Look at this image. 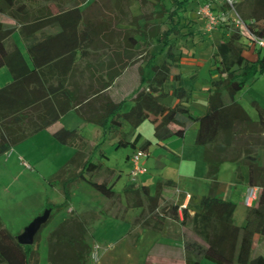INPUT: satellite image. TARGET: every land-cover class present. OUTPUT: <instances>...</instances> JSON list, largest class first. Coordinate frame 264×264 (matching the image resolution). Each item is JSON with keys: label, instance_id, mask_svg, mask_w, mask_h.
<instances>
[{"label": "trees", "instance_id": "16d2710c", "mask_svg": "<svg viewBox=\"0 0 264 264\" xmlns=\"http://www.w3.org/2000/svg\"><path fill=\"white\" fill-rule=\"evenodd\" d=\"M170 3L168 7L165 0H0V14L14 23L9 26L0 21V68H8L13 76V81L0 89V157L46 130L71 110H76L85 122L119 137L117 147L131 145L135 149L142 139L141 134L136 133L137 129L148 120L155 126L154 137L158 143L177 134L183 136L185 130L197 122L195 144L204 148L206 178L212 181V188L210 194L202 197L200 209L193 216L188 208L183 209L182 224L193 235L184 243L186 264H201L203 260L216 264H264V256L252 258L255 236L259 235L264 242V164L259 159L264 148V108L256 101L252 103L258 113L255 121L236 100V95L248 84L264 75L262 49L258 51L257 61L248 60L244 56L246 38L241 30L230 25L219 27L225 28L229 35L224 36L215 48L217 77L209 88V108L204 115L193 116L190 109L192 90L167 88L169 83L180 82L182 78V52L172 41L182 34V29L191 27V23L183 24V14L191 0H170ZM136 4L138 15L132 11ZM82 6H85L84 10ZM237 6L250 31L264 37V0H253L252 7L246 12L241 9L242 3ZM92 9H105L106 16L90 14ZM50 27L60 28L59 33L35 43V34ZM105 28L108 30L106 35L103 33ZM17 32L27 45L33 68L13 42L12 37ZM116 37L121 39V50L127 59L123 69L130 62L141 60L145 63L140 69V85L133 96L114 101L103 93L119 71L108 81L96 78L91 83L90 93L79 98L70 93L63 80L54 84L47 77L57 67L53 63L56 59L59 62L66 60L59 58L66 54L65 46L56 49L53 55L45 52L56 42L73 44V48H68L70 62L77 60L79 52L81 58L88 55L98 59L104 50L101 42ZM152 42L162 47L159 52L150 53L148 49ZM114 50L118 49H109ZM163 51H167V55L159 63L158 57ZM109 62L111 69L112 59ZM146 69L153 73L151 78L147 77ZM128 101L133 105L125 111ZM125 123L131 127L135 141L124 138ZM54 138L76 151L50 182L60 186L64 202L53 204L47 200L44 208L51 210L50 218L31 246L22 245L18 236L0 219V264H39L40 251L36 248L39 233L52 219L54 211L68 209L75 183L84 181L108 199L121 197L111 183L94 179L104 166L93 162L92 155L98 146H94L79 129H61ZM152 145V141L146 140L139 149L149 151ZM224 163L236 164L240 179H243L242 167H248L249 185L261 188L257 204L247 208L241 226L235 220L237 204L216 196L218 176ZM171 185L172 181L168 180L158 182L154 190L137 183L125 186V210H142L135 220L136 225L164 233L168 219H180V205L166 201L164 196V191ZM88 233L87 224L81 220L68 218L61 222L48 238L49 264H88L93 252V246L87 241Z\"/></svg>", "mask_w": 264, "mask_h": 264}, {"label": "crops", "instance_id": "0c3cea01", "mask_svg": "<svg viewBox=\"0 0 264 264\" xmlns=\"http://www.w3.org/2000/svg\"><path fill=\"white\" fill-rule=\"evenodd\" d=\"M192 1L195 0H191V2ZM196 2L198 4H202L204 0H196ZM89 3H91V1ZM82 9L84 10L85 6H82ZM54 12H56V9H54ZM106 12L107 11L105 9H92L90 11V14L106 16ZM134 14L138 15L139 13ZM193 20L199 21L198 18H194ZM4 23L9 26H14V23L9 19L7 22ZM119 28H122V26H120ZM184 29H187L188 31L184 32ZM184 29L181 30V33L185 35L190 32L195 35L198 32V29H191V27ZM201 30L205 32L204 24ZM59 31L60 28L58 27H50L44 29L42 33L37 32L35 34V43H38L40 41L44 42L46 41L47 37L56 35L57 33H59ZM106 31L108 30L105 28L103 32L104 35H106ZM225 33H223L222 30L219 31V29H216L215 31L210 33L211 35L208 36V38L210 37V40L207 39V41L197 40V36L194 35H192L194 37L189 40H179L176 43H173L172 41V43L182 52L180 68L182 78L180 82L169 83L167 85V88L174 89L176 87H184L183 83L186 81L185 78H191L193 80L192 86L190 88L192 89L190 109L193 116L204 115L208 111L209 88L211 87V81L217 77L215 74L216 65L214 60L215 48L221 42L224 36L229 35L227 32ZM12 38L13 42L20 48L30 68H33V64L28 53L27 45L23 41L19 33H15ZM100 45L104 47V50L101 51L102 55L98 57V59H92L88 55L81 58L79 54L81 52H79L77 60L74 59L69 62L68 48H73V44L71 43L69 46L68 41H66L65 44L56 42L53 48L49 47L48 50L45 49V52L53 55L56 53V49L65 46V48L67 49L66 54L59 58L60 60L63 58H65L66 60L65 62L62 60L59 62V60L56 59V62L53 63L57 64V67L53 71H50L47 77L52 80L54 84H58L59 79L63 80L64 86L68 87V90L71 91L70 93L79 98L90 93L91 83L96 78L100 79L101 81H108L117 71H119L117 78H115L111 86L106 89L103 93L108 95L114 101H121L123 99L133 96L134 92L140 85V69L142 67H145V63L141 60L133 64H131L132 62H130L129 66L123 69V65L125 61H127V59L124 58L123 50H121L123 48V43L121 39H119V37L114 38L112 41L103 40ZM151 47L148 49L150 53L159 52L161 50L160 49L159 51H155ZM110 48L118 50L109 51ZM263 50L264 49L261 50V56L264 55V52H262ZM258 51L259 50L253 51L250 49H246L244 52V56L250 61H257L260 57V52ZM71 52L73 53V51ZM166 55L167 51H163L161 54H159L158 62L162 63ZM139 58H141V55L138 56V59ZM160 58L162 59L160 60ZM111 59V64H113V68L110 69L108 65L110 64L109 61ZM92 63L95 66L97 65L96 68L92 67ZM146 75L147 77L151 78L153 76V73L150 70L146 69ZM262 78H264V75L259 77L251 85H256L261 81ZM12 81L13 76L10 70L6 67L0 68V89L6 86L7 84L11 83ZM236 100L243 106V104L238 99V94L236 95ZM256 102H258V104L262 108H264V104H262L258 100H256ZM246 110L253 120H258L257 111L253 113L252 111L250 112L248 109ZM87 124L88 123L84 121V119L76 112V110H71L65 115H63L57 122L52 124L49 128L40 133L46 132V134L50 138H54V134L61 129L81 130L82 128L86 127L85 125ZM151 124L152 125H145L147 127H150V135H145L144 129H141L142 132H140L142 136L141 142L144 140H150L154 144L150 147L149 151H146L148 153V157H146L143 162L147 168V173L141 175L142 177H146V179L140 183L141 185L150 186L152 190H154L158 182H165L171 180V187L166 188V190L164 191L166 201L174 202L179 205L185 203L188 204L187 210L189 214L193 216L200 209L202 197L210 194L212 188V181L206 178L207 165L204 162V148L195 144L198 132V123H192L188 127V129L185 130L183 136L177 134L172 138L161 143H158L156 141L154 137L155 126L153 123ZM96 127L101 128L97 125ZM97 130L98 129H96V134L99 136V133L101 134V132ZM176 130L179 131L180 128L176 127ZM35 136L39 135L37 134ZM13 152L14 149L12 150L10 155L6 153L0 157V197L7 199H9L10 196V185L12 183L18 182L19 180L13 178L14 175L11 174L9 166L15 162L21 163V160L23 159L17 157L15 159ZM260 157V162L264 164V151L262 152ZM110 171L115 172L116 170L110 169ZM248 173V167L243 166V179H240L238 177L236 164L224 163L218 176L219 184L216 191V196L220 199L230 200L237 204L235 220L236 223L240 226L243 225L245 222L247 211V207H245L244 205V196L246 194L247 188L250 186L248 181ZM148 174L150 175L148 176ZM114 175H116V173H114ZM54 188L58 190L59 187L54 186ZM121 197L123 198L122 194ZM60 201H64V195L63 198L60 197ZM72 204L73 203L70 202L68 207L69 209ZM44 207L45 206H42L41 211L44 209ZM0 211H2L1 208ZM102 212L104 213V215H107L106 211ZM131 212L132 214H137V216H139L142 210H131ZM68 218L69 217L63 212L59 217L58 223L60 224ZM0 219L3 221L4 226L8 228L1 213ZM182 220L183 213L181 212L180 219L178 221L168 219L166 223V232L164 233L146 230L141 228L139 225H136L137 235L135 237V241L134 243H129L132 247L138 248L144 242L145 236L147 235L150 236L152 239L146 252L147 259L142 264H186V252L184 243L186 239L193 237V235L189 231L188 227L182 224ZM120 223L125 224V222ZM261 242H263V240L260 238L259 235H256L254 238L253 253L260 246ZM201 264L216 263L210 260H203Z\"/></svg>", "mask_w": 264, "mask_h": 264}, {"label": "rangeland", "instance_id": "374dc122", "mask_svg": "<svg viewBox=\"0 0 264 264\" xmlns=\"http://www.w3.org/2000/svg\"><path fill=\"white\" fill-rule=\"evenodd\" d=\"M239 1V3H242L241 9L244 12L252 7L253 0ZM165 4L169 7L171 5L170 0H165ZM201 5L196 0L192 1L183 15V23H192L191 29H198L197 34L194 35L197 36V40L207 41V39L210 40L208 36L211 34L201 30L203 21L199 19L197 14ZM132 11L133 13H140L137 4ZM240 16L242 17L241 14ZM194 18H198L199 21H194ZM0 21L7 22L8 19L0 14ZM221 30L223 33L226 32L225 28L219 29V31ZM183 31L187 32L188 30L184 29ZM194 36L182 34L174 37L173 43L184 39L189 40ZM151 46L155 51L161 49L160 45L153 42ZM185 79L183 86L190 89L193 80L191 78ZM238 99L246 109L255 113L256 109L252 103L258 100L264 104V78L254 86L248 84L238 94ZM132 104V101H128L125 111L129 110ZM144 123L137 129L136 133L140 134L144 129V134L148 136V134L150 135V127L145 125H152V122L148 120ZM85 126L80 132L94 146H98L92 155V160L104 166V170L97 173L94 179L98 182L111 183L114 190L121 193L123 198L108 199L89 184L81 181L72 186L71 202L73 204L70 209L68 208L63 212L69 218L84 221L89 228L87 241L93 246V252L88 264H142L147 259L146 252L152 239L148 235L145 236L144 242L138 248H134L129 244L134 243L137 235L135 220L138 216L137 214H132L131 210H125L126 200L123 189L125 186L134 183L130 176L132 170L130 158L140 150L139 148L146 140L142 142L140 140L136 149L131 145L117 147V142L120 138L116 137L114 133L112 134L109 130H104L102 127L98 128L94 124L88 123ZM123 128L124 138L128 141H135L136 136L132 134L129 124L125 123ZM96 129L101 132L99 136L96 134ZM38 135L29 138L14 148L15 159L16 157L23 159L21 163L15 162L9 168L11 174L14 175L13 178L19 180L10 185L9 199L0 197V208L2 209L0 213L4 217L8 228L17 236L21 235L36 217L45 212V208L42 211L41 209L42 206H45L48 199L54 202L53 204L64 202L60 201V197L63 198L60 186L56 190L50 182L55 179V176L76 153L73 148L60 144L55 138H50L46 132ZM263 151L264 148L262 149ZM25 164L30 165V168ZM106 169H114L116 171L110 172V170ZM136 179L137 182H135L141 184L140 182L144 181L146 177L141 176ZM102 211H106L107 215H104ZM63 212L54 211L52 219L39 233L40 241L36 244V248L40 251L39 264H49L48 238L50 233L59 225L58 220ZM119 221L125 222V224ZM260 255L264 256V242L260 243L252 258Z\"/></svg>", "mask_w": 264, "mask_h": 264}, {"label": "built area", "instance_id": "2783aa9c", "mask_svg": "<svg viewBox=\"0 0 264 264\" xmlns=\"http://www.w3.org/2000/svg\"><path fill=\"white\" fill-rule=\"evenodd\" d=\"M239 0H204L198 9V16L204 24L206 33H212L216 29L224 25H230L233 28L241 30V33L246 38V49L260 50L264 49V37L257 36L252 33L248 27V23L240 16L237 5ZM12 152H7L10 155ZM148 157V153L139 150L130 158L132 170L130 173L131 180L136 181L138 177L147 173V168L144 165V159ZM28 168L30 165L25 164ZM261 188L259 186H249L244 196V205L247 208L254 207L259 199ZM188 208V204L180 205V212Z\"/></svg>", "mask_w": 264, "mask_h": 264}, {"label": "water", "instance_id": "95a60500", "mask_svg": "<svg viewBox=\"0 0 264 264\" xmlns=\"http://www.w3.org/2000/svg\"><path fill=\"white\" fill-rule=\"evenodd\" d=\"M51 215V210H46L43 214L36 217L25 229V231L18 236L19 242L24 246H31L35 242V237L40 231L41 227L47 223Z\"/></svg>", "mask_w": 264, "mask_h": 264}]
</instances>
